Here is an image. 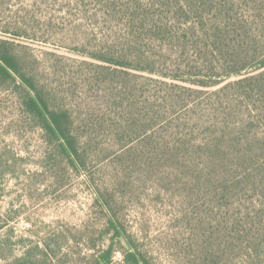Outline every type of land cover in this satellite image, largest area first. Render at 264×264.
Listing matches in <instances>:
<instances>
[{"label": "trees", "instance_id": "1", "mask_svg": "<svg viewBox=\"0 0 264 264\" xmlns=\"http://www.w3.org/2000/svg\"><path fill=\"white\" fill-rule=\"evenodd\" d=\"M32 7L45 33L70 48L47 51L42 72L21 58L18 47L29 44L0 34V85L16 94L22 119L86 171L122 264H150L121 220L144 173L153 200L171 206L169 221L182 222L174 234H189L173 237L188 264H264V0ZM115 251L95 263H111ZM17 262L35 264L26 255Z\"/></svg>", "mask_w": 264, "mask_h": 264}, {"label": "rangeland", "instance_id": "2", "mask_svg": "<svg viewBox=\"0 0 264 264\" xmlns=\"http://www.w3.org/2000/svg\"><path fill=\"white\" fill-rule=\"evenodd\" d=\"M33 1L0 0V34L29 44L18 47L22 60L45 72L51 66L46 52L70 47L68 41L45 33L35 8H27ZM58 7L44 9L56 14ZM20 16L35 20L23 22ZM59 27L62 32L73 28ZM26 29L30 35H19ZM15 96L6 83L0 85V264H20L17 260L25 255L35 264H96V256L110 247L116 251L109 264H122V244L109 230L86 171L74 169L37 127L32 129L17 114ZM151 187L152 180L144 173L134 184L140 194L122 203L121 220L128 235L150 264H188V251L173 237L184 241L189 234H174L182 222L169 221L171 206L164 199L153 200Z\"/></svg>", "mask_w": 264, "mask_h": 264}]
</instances>
